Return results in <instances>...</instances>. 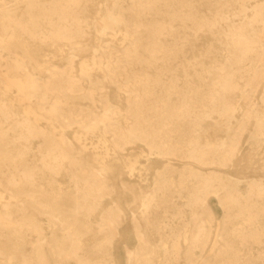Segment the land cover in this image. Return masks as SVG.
I'll return each instance as SVG.
<instances>
[{
  "label": "bare ground",
  "instance_id": "6f19581e",
  "mask_svg": "<svg viewBox=\"0 0 264 264\" xmlns=\"http://www.w3.org/2000/svg\"><path fill=\"white\" fill-rule=\"evenodd\" d=\"M1 1L0 79L27 106L17 114L0 96V264H116L121 253L126 264H251L254 245L264 261V169L243 191L221 173L252 155L246 129L264 141V0ZM198 32L211 35L199 54L221 59L195 58L179 77ZM87 134L98 138L89 152ZM133 148L145 150L147 187L129 176Z\"/></svg>",
  "mask_w": 264,
  "mask_h": 264
},
{
  "label": "rangeland",
  "instance_id": "374dc122",
  "mask_svg": "<svg viewBox=\"0 0 264 264\" xmlns=\"http://www.w3.org/2000/svg\"><path fill=\"white\" fill-rule=\"evenodd\" d=\"M3 1H6L8 2L9 0H2L1 2ZM41 2H44L43 0ZM105 0H94V8H97V7H102V4H104ZM9 5H12V2H8ZM19 3L17 4H13L11 7H15L17 6ZM251 4V3H249ZM22 3H20L19 6L15 7L17 8V10H20L21 7H22ZM250 8V5L247 6V10ZM23 9V8H22ZM26 17V16H25ZM99 15L95 16V19L98 21L99 20ZM89 21H92V19H88ZM98 36V35H97ZM189 38H195L197 37V39L194 41L197 48V52L193 53V50H188L186 52V55L188 56V58L185 60L183 59L182 61H179L178 60V72H177V75L180 77L182 76L183 74V69H182V66L184 64V66L187 64V63H190L193 59H201L204 63L205 66H210L213 64V60L217 62L221 59V52H217L215 51L212 55V57H207V56H203V52L201 54H199V51L201 50L200 48L203 47V43L207 40H209L211 38V35L207 34L206 32H198L197 34L195 33L194 35L192 34H189L188 35ZM110 38V35L108 34H105V35H99L98 38ZM121 37L120 34L117 35V38ZM18 38H20V40H23L24 44L26 46H29V49L31 50V48H38L39 52H45V48L44 47H47V46H44L43 44L39 43V42H35L34 40H32L30 37L28 36H25V35H20L18 36ZM98 38H95L94 39V42L96 43L98 41ZM118 42H120V40H118ZM49 47V46H48ZM51 47V46H50ZM57 48L63 50V51H60V52H57V54L59 53H64V51L67 49L66 48V45H63V44H56V45H52V49L53 51L54 50H57ZM222 48V47H221ZM219 48L217 47V50ZM201 56V57H200ZM43 59H46V60H42L41 61V64L45 65V64H48V63H44V61H49L48 58H44L42 57ZM86 58V64H88V66H92V63H91V55L90 53H88L87 57ZM190 59V60H189ZM188 60V61H187ZM186 61V62H184ZM54 62H57V63H60L61 64V60L60 59H55ZM76 66H78V62H76ZM95 69V68H93ZM95 71V70H94ZM192 73V72H191ZM192 76H193V73H192ZM15 90V87H13L12 89L11 88H7V85H6V82L4 80V78L0 79V96H4L5 97V100L9 103H12L13 105V109L15 110V112L17 114H22L25 106H27V101H23L21 100L20 98L18 99L17 98V93ZM262 91H263V84L260 83L257 88L254 90V91H251V97H250V104L251 105H259L260 103V95L262 94ZM241 102V100H240ZM242 104L244 103L243 101L241 102ZM40 123L43 125V126H47L49 127V125L47 124V121L44 120L43 118L40 120ZM234 127V124L233 126ZM248 127L250 128V125H248ZM68 131H70V128H67ZM249 133H250V129H246L243 133V136H241L240 138V144H241V147H242V158H246L247 156H249V154L251 155L249 157V159L247 160H243L244 162V165H243V162H242V166H241V171H237L238 169H231L229 170L230 172L229 173H225L224 171L221 170V173L223 175L227 174V175H230L232 176L231 178H235V179H238L237 180V184L238 186H240V190L243 191L244 190V187H245V184L247 183L248 180L250 179H255V178H263V169H264V141L263 140H255L253 138H251L249 136ZM68 135L70 137H72V134H71V131L68 132ZM82 140H83V143L84 141H86L87 143L85 144V148H86V151L89 152L91 150H93V146L97 143L98 141V138L96 136V134H87L86 136H81ZM92 143H91V142ZM82 142V141H80ZM99 144H101L100 142H98ZM100 146V145H99ZM98 150H102V147H99ZM130 158L133 159L135 162V170H134V174L133 175H129L132 179L134 180H138V182L140 183V185L142 187H147L149 186L150 182H151V170L150 169H147L145 168V164H148L147 163V156L145 155V150L143 148H133L131 151H130ZM249 163L248 166H245L246 163ZM225 170V169H224ZM141 171L144 172V176H146V179L144 180H141L142 178L144 177H139L138 176V173H141ZM256 176V177H255ZM141 178V179H140ZM140 179V180H139ZM118 191H121V189L118 187L117 189ZM125 194L124 196H130V192H125L123 193ZM211 201L212 202V209H213V214L216 216V217H220L221 216V210L219 208V206L214 202L213 198H211ZM39 218H41V223L44 224V225H47L46 223V217H44L43 215H40L38 216ZM10 238V237H9ZM34 237H30L28 236L26 238V241L21 244V247L22 249L28 253L30 251V249L32 248V245L34 244ZM3 241H5V239H2ZM134 239L133 238H130L129 239V242L128 244L129 245H134ZM51 242L47 243L46 246L48 247V245L50 246ZM184 244V243H183ZM259 249V248H258ZM258 249H256V245H254V248L251 249V253H249L247 256H248V262H250L251 264H264V261L260 260L259 257H260V253L259 251H257ZM157 254H160L159 252H157ZM88 256H92L91 258L93 260H96V258L93 256V255H90L88 254ZM94 257V258H93ZM158 259V258H156ZM155 259V260H156ZM14 261L16 262V258L14 259ZM60 261H64L63 259H61ZM69 262V264H73L71 260H67ZM116 264H126L125 262V255H123V253H121L120 256H118V258H116ZM178 264H188L186 261H180Z\"/></svg>",
  "mask_w": 264,
  "mask_h": 264
}]
</instances>
